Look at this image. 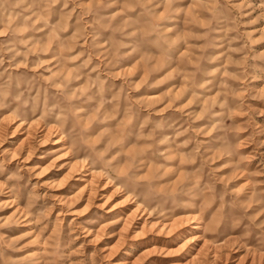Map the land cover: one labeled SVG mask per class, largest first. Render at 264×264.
Returning <instances> with one entry per match:
<instances>
[{"label": "clouds", "instance_id": "obj_1", "mask_svg": "<svg viewBox=\"0 0 264 264\" xmlns=\"http://www.w3.org/2000/svg\"><path fill=\"white\" fill-rule=\"evenodd\" d=\"M0 264H264V0H0Z\"/></svg>", "mask_w": 264, "mask_h": 264}]
</instances>
